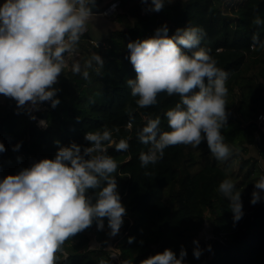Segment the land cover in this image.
<instances>
[{
    "label": "trees",
    "instance_id": "trees-1",
    "mask_svg": "<svg viewBox=\"0 0 264 264\" xmlns=\"http://www.w3.org/2000/svg\"><path fill=\"white\" fill-rule=\"evenodd\" d=\"M103 1L97 0V5ZM112 1L120 3V11L112 20L118 27L97 46L90 23L74 49L75 60L82 65L93 53L103 56L105 63L99 75L95 64L88 80L66 66L55 85L61 89V104L53 109L44 102L41 110L33 113L36 120L26 112L18 114L14 99L3 96L0 100V142L6 147L0 153V180L18 174L33 161L54 158L60 146L72 142L87 145L84 136L88 131H103L105 126L119 128V132L113 131V140L127 139L130 147L126 152H117L112 146L107 154L118 164L112 175L127 210L120 233L108 235L107 218L103 231H98L94 222L65 241L57 253V264H99L101 259L108 264H120L118 259L140 264L166 248L179 257L181 246L188 253L186 264H264V200L255 205L250 202L254 183L264 175V121L259 120L264 115V48L251 47L254 33L264 40V26L253 24L257 15L264 19V0H186L182 6L178 1H166L160 12L146 11L148 5L141 0ZM106 8L104 5L97 12ZM169 13L175 31L188 25L203 28L206 36L201 47L210 49L217 66L229 73L228 125L222 135L233 152L227 160L218 161L205 140L198 147L170 146L158 163L147 169L141 167L139 156L149 146L138 140V130L148 117L160 116L161 132L170 131L163 113L180 98L168 96L161 110L141 112L126 83L136 78L127 43L154 36L153 22L163 26ZM129 107L134 116L131 128L127 127ZM41 119L48 122L47 127L39 126ZM17 144L21 147L14 151ZM252 147L259 158L248 156ZM146 171L151 174L146 176ZM224 179H231L236 190L242 192L245 214L235 225L229 200L217 191ZM207 222L212 238L205 239L202 233ZM129 237H135L131 244ZM92 240L97 243L94 247H90ZM194 240L205 249L200 259L193 256Z\"/></svg>",
    "mask_w": 264,
    "mask_h": 264
},
{
    "label": "clouds",
    "instance_id": "clouds-1",
    "mask_svg": "<svg viewBox=\"0 0 264 264\" xmlns=\"http://www.w3.org/2000/svg\"><path fill=\"white\" fill-rule=\"evenodd\" d=\"M141 2L148 5L146 11L160 12L166 0ZM96 7L97 0H5L0 5V95L16 101L18 114L23 111L36 120L33 113L40 111L44 102L53 109L61 104V89L55 85L67 65L66 54L74 51L87 32L90 18L97 14ZM253 24L264 26V19L257 15ZM205 36L203 28L192 25L177 28L170 36L165 24L150 38L127 43L136 78L126 83L137 98L136 105L140 109L155 106L161 93L180 98L163 113L170 131L161 132L160 116L148 117L138 130V140L149 146L139 156L142 168L162 160L170 146L198 147L205 140L218 161L232 155L233 149L224 143L222 135L228 125L229 73L217 66L210 49L201 47ZM251 41L253 50L264 48L258 34L254 33ZM104 63L101 54L93 53L83 65L74 60L71 71L88 80L94 64L99 75ZM132 113L129 107L128 128L134 120ZM38 123L48 126L43 119ZM113 131L119 132V128L105 126L103 131H88L84 136L87 145L72 142L60 146L54 158L33 161L18 174L0 180V264H57V253L66 240L94 222L97 230L103 231L105 218L108 235L120 233L127 210L112 175L118 164L107 152L112 146L117 152H126L130 145L124 138L115 142ZM20 147L17 144L13 150ZM5 151L0 142V153ZM217 191L229 200L235 225L245 214L242 192L236 190L231 179H224ZM261 200L264 175L254 183L250 202L255 205ZM134 241L135 237L128 238L129 244ZM193 244V256L200 259L205 249L198 240ZM207 250L211 251L212 246L208 245ZM187 255L184 246L179 257L166 248L140 264H186ZM99 264L108 262L101 259ZM122 264L132 262L125 260Z\"/></svg>",
    "mask_w": 264,
    "mask_h": 264
},
{
    "label": "rangeland",
    "instance_id": "rangeland-1",
    "mask_svg": "<svg viewBox=\"0 0 264 264\" xmlns=\"http://www.w3.org/2000/svg\"><path fill=\"white\" fill-rule=\"evenodd\" d=\"M168 2V0H166ZM179 2V5L182 6L186 0H171V3H174V2ZM111 3V5H109ZM117 4V2H114L112 0H104L103 2L99 3L98 6H99V9L104 6V5H107V8L105 10H103L104 12H96L97 14L94 15L93 17L90 18L88 24L91 23V32L96 34V37H97V41H93V43L97 46H100L101 45V40L102 38L107 34H109V32L115 27H118V24L117 23H112L113 19L110 18V16L106 15L105 11L108 10L111 6ZM120 11V8H117V12L119 13ZM172 13H169L165 16V18L163 19V22H164V25L167 24L168 28H169V33H173L175 31V28L173 26V21H172ZM153 25L156 27V29L159 28V24L157 22H153ZM88 28V27H87ZM156 31V30H155ZM110 48H106V51H108ZM77 57V53L75 51H73L71 53V55H67L66 58H67V65L66 66H71L73 61L76 59ZM3 99V95H0V100ZM248 156H253V157H256V158H259V155L257 153V150L252 147L251 148V152L249 153ZM203 237L205 239H208V238H212V233H211V224L210 222L206 224V227H205V230L203 231L202 233ZM97 243L94 242L93 240L91 241L90 243V247H94L96 246ZM111 250V246H109V248ZM117 257V256H116Z\"/></svg>",
    "mask_w": 264,
    "mask_h": 264
},
{
    "label": "water",
    "instance_id": "water-1",
    "mask_svg": "<svg viewBox=\"0 0 264 264\" xmlns=\"http://www.w3.org/2000/svg\"><path fill=\"white\" fill-rule=\"evenodd\" d=\"M120 7V3L117 2V4L111 6L108 10H106L105 12L108 13V15L110 16L111 19L115 18L118 14L117 12V8ZM99 10V6L96 7L94 9V12H97ZM168 97V95L166 93H161L158 95V101L159 103L155 106H151V107H147L144 109H141V112H143L144 114H147L148 110L151 108H156L157 110H161L162 109V103L163 101ZM262 164H263V168H264V160H262Z\"/></svg>",
    "mask_w": 264,
    "mask_h": 264
},
{
    "label": "built area",
    "instance_id": "built-area-1",
    "mask_svg": "<svg viewBox=\"0 0 264 264\" xmlns=\"http://www.w3.org/2000/svg\"><path fill=\"white\" fill-rule=\"evenodd\" d=\"M103 12H104V11H103ZM105 13H106V15H107V12H105ZM94 42H95V41H94ZM259 120H260V121H264V115H260V116H259ZM117 261H118L120 264H122V260H121V259H118Z\"/></svg>",
    "mask_w": 264,
    "mask_h": 264
},
{
    "label": "crops",
    "instance_id": "crops-1",
    "mask_svg": "<svg viewBox=\"0 0 264 264\" xmlns=\"http://www.w3.org/2000/svg\"><path fill=\"white\" fill-rule=\"evenodd\" d=\"M5 2V0H0V5H2Z\"/></svg>",
    "mask_w": 264,
    "mask_h": 264
}]
</instances>
